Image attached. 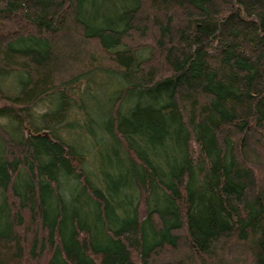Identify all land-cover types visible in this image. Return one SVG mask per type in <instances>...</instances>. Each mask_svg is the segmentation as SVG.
I'll return each instance as SVG.
<instances>
[{
    "label": "trees",
    "instance_id": "1",
    "mask_svg": "<svg viewBox=\"0 0 264 264\" xmlns=\"http://www.w3.org/2000/svg\"><path fill=\"white\" fill-rule=\"evenodd\" d=\"M0 264H264V0H0Z\"/></svg>",
    "mask_w": 264,
    "mask_h": 264
},
{
    "label": "rangeland",
    "instance_id": "2",
    "mask_svg": "<svg viewBox=\"0 0 264 264\" xmlns=\"http://www.w3.org/2000/svg\"><path fill=\"white\" fill-rule=\"evenodd\" d=\"M163 257H164L165 259H169V258L174 257V254H173V253H170V252H167V253H164V254H163Z\"/></svg>",
    "mask_w": 264,
    "mask_h": 264
}]
</instances>
